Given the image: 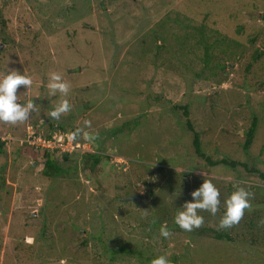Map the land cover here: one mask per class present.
<instances>
[{
    "label": "rangeland",
    "instance_id": "obj_1",
    "mask_svg": "<svg viewBox=\"0 0 264 264\" xmlns=\"http://www.w3.org/2000/svg\"><path fill=\"white\" fill-rule=\"evenodd\" d=\"M262 14L264 0H0V73L31 76L18 101L39 102L24 122H0V264H264ZM53 71L70 85L59 120L48 118L59 94L44 87ZM49 126L80 129L75 140L102 160L89 171L82 153L56 156L60 173L45 176L29 142ZM203 179L221 205L184 231L173 217ZM236 181L251 207L221 229Z\"/></svg>",
    "mask_w": 264,
    "mask_h": 264
},
{
    "label": "clouds",
    "instance_id": "obj_2",
    "mask_svg": "<svg viewBox=\"0 0 264 264\" xmlns=\"http://www.w3.org/2000/svg\"><path fill=\"white\" fill-rule=\"evenodd\" d=\"M32 84L31 76L17 69L13 68L6 73H0V122L13 125L24 122L30 113L36 111V105L39 102H34V98L27 99L24 103L18 101V89L23 86V91H27ZM44 87L47 89L49 97L59 94L60 99L48 111V118L59 120L62 114L70 112L72 108L67 98L70 85L60 72L53 71L46 75ZM87 123L85 121V124ZM80 131V129H76L70 133L69 138L76 139ZM85 153H90V151L84 152L82 155ZM73 154L66 155L72 156ZM233 187L234 190L223 200V212L218 222L221 229L230 228L237 224L243 217L245 210L251 207L249 199L251 193L240 187V181L234 182ZM189 195L191 200H185L182 205L178 206L173 217V223L188 232L203 224L204 217L199 214L200 211H208L215 215L221 205L220 190L211 180L203 179V182ZM159 235L165 239L171 235L166 222L160 224ZM149 264H172V261L167 254H163L154 256Z\"/></svg>",
    "mask_w": 264,
    "mask_h": 264
},
{
    "label": "trees",
    "instance_id": "obj_3",
    "mask_svg": "<svg viewBox=\"0 0 264 264\" xmlns=\"http://www.w3.org/2000/svg\"><path fill=\"white\" fill-rule=\"evenodd\" d=\"M261 20H262L263 25H264V14H262ZM262 54H264V51H262ZM262 54H260V51L258 49H254L253 52H252V55H253L252 56V61L256 63L257 61L261 60V55ZM204 57L206 58V61H208L209 55L207 54L206 51L204 53ZM216 65L218 66L219 64H216ZM185 115H186V113H185ZM187 125H188L189 131L192 133V137H193L192 146H193L194 152L200 158H203V154H202V152L200 150V141H199V138H198V134H196L191 129L189 124H187ZM255 129H256V126H255V122H254V123H252L251 127L249 128V130L246 133V140H245V143L243 145V149L244 150H247L248 147L250 146L251 141H252L253 136H254V133H255ZM54 130H55V128L52 127V126H49L47 128L44 127V132L43 133H44L45 136H48L50 134V132H52ZM2 147H4V144H3V142L0 141V154H4L5 153ZM25 147L27 148L28 146L25 145ZM40 152L43 154L44 160H45L42 173L45 176H49V177H51L52 175L60 173L59 167L53 161L55 159V157L58 156V155H54V154H50V153H46V152H42V151H40ZM58 157H59V159H64V161H66L69 158L68 155L58 156ZM81 157H82V161L84 163V168L89 170V171H93V168H95L97 166V164L102 160L101 155H98V154L85 153ZM207 162L210 165L224 164L226 166H229L232 169H234L238 165L242 167V164H240L238 162H235V161L222 160V161H220L218 163H215V162H210V161L207 160ZM252 172H254V171H252ZM260 177L264 180V176L260 175ZM215 238L218 239V240H222V239L227 238V237H226V235L217 234L215 236ZM226 240L227 241H231L229 238L226 239Z\"/></svg>",
    "mask_w": 264,
    "mask_h": 264
},
{
    "label": "built area",
    "instance_id": "obj_4",
    "mask_svg": "<svg viewBox=\"0 0 264 264\" xmlns=\"http://www.w3.org/2000/svg\"><path fill=\"white\" fill-rule=\"evenodd\" d=\"M70 133L64 132L63 130L56 129L48 136H45L43 132H40L34 136V141L29 142L30 146L38 151L62 156L66 154H73L76 152L84 153L89 150L84 145L77 142L75 139L69 138ZM25 143V142H24Z\"/></svg>",
    "mask_w": 264,
    "mask_h": 264
},
{
    "label": "water",
    "instance_id": "obj_5",
    "mask_svg": "<svg viewBox=\"0 0 264 264\" xmlns=\"http://www.w3.org/2000/svg\"><path fill=\"white\" fill-rule=\"evenodd\" d=\"M142 198H143V196L138 195V196H133V197H129V198H126L124 200H121V202L127 203V202H130V201H136V200L142 199Z\"/></svg>",
    "mask_w": 264,
    "mask_h": 264
}]
</instances>
